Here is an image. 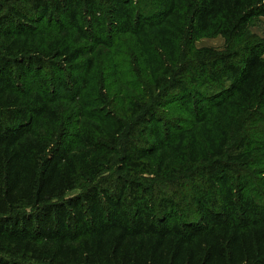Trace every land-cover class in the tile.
<instances>
[{"label":"trees","instance_id":"16d2710c","mask_svg":"<svg viewBox=\"0 0 264 264\" xmlns=\"http://www.w3.org/2000/svg\"><path fill=\"white\" fill-rule=\"evenodd\" d=\"M261 16L0 0V264H264Z\"/></svg>","mask_w":264,"mask_h":264},{"label":"rangeland","instance_id":"374dc122","mask_svg":"<svg viewBox=\"0 0 264 264\" xmlns=\"http://www.w3.org/2000/svg\"><path fill=\"white\" fill-rule=\"evenodd\" d=\"M251 28L258 29L260 32L264 34V19L258 20V18L254 19L251 23ZM223 38L221 36H215V37H205L201 38L198 41H196L195 46L196 47H202V46H209V47H215L220 48L223 45Z\"/></svg>","mask_w":264,"mask_h":264},{"label":"crops","instance_id":"0c3cea01","mask_svg":"<svg viewBox=\"0 0 264 264\" xmlns=\"http://www.w3.org/2000/svg\"><path fill=\"white\" fill-rule=\"evenodd\" d=\"M262 19H264V16H261V17L258 18V20H262ZM250 31L252 33L260 36V37H264V34L262 32H260V30H258V29H253V28L250 27Z\"/></svg>","mask_w":264,"mask_h":264}]
</instances>
